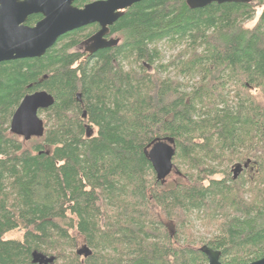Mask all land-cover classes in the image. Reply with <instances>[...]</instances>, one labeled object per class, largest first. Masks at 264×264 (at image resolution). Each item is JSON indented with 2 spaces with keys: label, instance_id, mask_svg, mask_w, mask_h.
I'll return each mask as SVG.
<instances>
[{
  "label": "trees",
  "instance_id": "1",
  "mask_svg": "<svg viewBox=\"0 0 264 264\" xmlns=\"http://www.w3.org/2000/svg\"><path fill=\"white\" fill-rule=\"evenodd\" d=\"M255 1L145 0L97 60L70 52L90 38L79 29L41 58L0 63V264H34L35 252L54 264H208L204 246L223 264L264 257V12L244 27ZM176 38L184 48L163 63L158 44ZM37 90L55 103L44 136L22 141L11 120ZM167 139L183 178L172 186L147 156Z\"/></svg>",
  "mask_w": 264,
  "mask_h": 264
},
{
  "label": "water",
  "instance_id": "2",
  "mask_svg": "<svg viewBox=\"0 0 264 264\" xmlns=\"http://www.w3.org/2000/svg\"><path fill=\"white\" fill-rule=\"evenodd\" d=\"M20 0H0V13L4 17L12 14V8ZM18 5L29 13H42L45 19L35 28H23L13 22L2 21L0 25V63L20 59L41 58L46 55L58 41V39L72 31L78 30L93 23H99L102 30L96 35L97 49L108 47L112 42L104 43L102 36L108 27L114 25L123 15L125 9L132 7L143 0H107L86 5L83 9L74 6L76 0H24ZM252 0H187L191 9H202L213 3L219 5L226 3L249 4ZM47 76L45 77V79ZM81 95H78V99ZM55 103L53 95L47 91H40L27 95L13 114L10 132L11 134L30 141L33 138L40 139L45 134V124L39 112L51 108ZM176 149L171 139L156 141L148 151V158L155 171L157 181L164 183L167 177L174 171V157ZM242 171V166L237 165L234 176L237 178ZM202 252L208 258V264H223L221 252L208 246L202 247ZM54 257H47L35 252L34 264H54ZM264 264V257L248 263Z\"/></svg>",
  "mask_w": 264,
  "mask_h": 264
},
{
  "label": "flooded vegetation",
  "instance_id": "3",
  "mask_svg": "<svg viewBox=\"0 0 264 264\" xmlns=\"http://www.w3.org/2000/svg\"><path fill=\"white\" fill-rule=\"evenodd\" d=\"M79 1L80 2L82 1V3L80 4ZM100 1H107V0H76L74 2V6L79 8V9H83L88 4H91L94 2H100ZM143 1H145V0H143ZM24 2H25L24 0L16 1V4L12 8V14L8 15L7 17H4V14L1 15V13H0V25H1L2 21L5 22L7 19V20H9V22H13V24H15L16 27H18V22H19L20 27L32 29V28H35L41 21H43L45 19V15H43L42 13L25 14V11H23L21 8H18V5L23 4ZM141 2H139V3H141ZM139 3H137V4H139ZM137 4H134L132 7L127 8L124 11H122L123 12L122 17L124 15H126ZM0 8H1V6H0ZM113 26L114 25L109 26L107 32L101 38L104 43L112 42V45L108 46V47L100 48V49H97V39L95 37L102 30V26L99 23H93V24H90V25L85 26L83 28H80V29H84V30L90 29V30H92V32L89 33V37H90L89 39L86 38V39L82 40V41H84L83 43H79L75 48H73V49H76V51H74V53L80 54L85 61H87L89 59L97 60V59H99V55L102 51H104L106 49H111V48H118L122 44L123 41H119L117 38H115V35L112 32ZM67 34H69V33H67ZM63 36H61L58 39V41L63 40L64 39ZM172 40H174V39H172ZM54 46L52 48H54ZM31 59H36V58H31ZM20 60H24V59H20ZM13 61H15V60H13ZM1 63H3V62H1ZM148 69H152V68L149 66ZM40 91H43V90H37L34 93H37ZM34 93H32V94H34ZM41 112L42 111L39 112V115ZM84 115H86V114H84ZM33 139H36V138H33Z\"/></svg>",
  "mask_w": 264,
  "mask_h": 264
},
{
  "label": "rangeland",
  "instance_id": "4",
  "mask_svg": "<svg viewBox=\"0 0 264 264\" xmlns=\"http://www.w3.org/2000/svg\"><path fill=\"white\" fill-rule=\"evenodd\" d=\"M252 5H253L254 10H255V15H254V17H253L252 20H250L249 22H247V23L244 24V27L246 29H251V30L252 29H255V27L258 25V23L261 20L262 13L264 12V3L263 4L260 3L259 0L255 1ZM89 32L91 33V31H87L85 33L87 34ZM83 36L84 35H82V37ZM115 37L123 38L121 35H116ZM170 41H179V40L177 38L174 39V40H172V39H166V40H163L162 43L158 44V47L161 49V51L163 53L162 55L164 56L163 63H168L169 61L173 60L176 56H178V53L181 52V50L184 48V46H182V44H177V43L173 44ZM182 41H189V40H182ZM61 44H63V42L58 45V48L61 46ZM74 51H76V49H71L70 50V52H74ZM170 72L173 75V70H170ZM180 79L184 83H187L188 82V79H186L184 77H181ZM195 82L196 81H193V82L190 81V85L187 87L188 88L187 89L188 91L191 90V88L195 84ZM260 92H261V90H259V89L258 90H255V94L256 95H258ZM40 117L44 121V123L47 122L46 121L47 120V115L45 113H40ZM21 140L22 141H25L23 138H21ZM235 163H237V162H235ZM235 163H233L229 167L228 166H225V167L220 168V171H222L220 173H222V174L218 175L217 177L220 178V177L226 176V174L227 175L228 174L233 175V173H232L231 170H232V167L234 166ZM176 164H177V166H179V168H181L183 170L186 169L185 166L182 167V163L181 162L178 161ZM249 172H251V171H249ZM182 179H183L182 176H180V174L177 172V170L174 169V171L167 177V179L164 182V184L167 185V186H172L175 182L182 181ZM203 227L204 226H202L200 224V222H197L196 223V228L194 230L195 234H197L199 237L210 238L211 235L208 234V230L205 229V228H203ZM23 234L24 233L22 231H14V232L8 234L7 235V238L8 239H13V240L14 239H22ZM82 246H83L82 243L79 244V247H82ZM197 247L199 248L200 246H197Z\"/></svg>",
  "mask_w": 264,
  "mask_h": 264
}]
</instances>
